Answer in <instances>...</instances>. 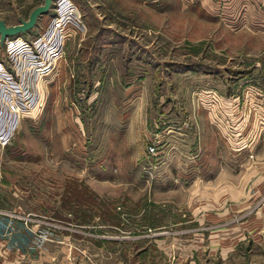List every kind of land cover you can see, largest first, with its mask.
Returning <instances> with one entry per match:
<instances>
[{
  "label": "rangeland",
  "instance_id": "374dc122",
  "mask_svg": "<svg viewBox=\"0 0 264 264\" xmlns=\"http://www.w3.org/2000/svg\"><path fill=\"white\" fill-rule=\"evenodd\" d=\"M41 2L0 0V19ZM6 104L0 205L37 216L53 264L259 258L251 230L212 251L189 206L264 189V0H51L0 44Z\"/></svg>",
  "mask_w": 264,
  "mask_h": 264
},
{
  "label": "crops",
  "instance_id": "0c3cea01",
  "mask_svg": "<svg viewBox=\"0 0 264 264\" xmlns=\"http://www.w3.org/2000/svg\"><path fill=\"white\" fill-rule=\"evenodd\" d=\"M261 146L264 149V143ZM263 156L262 153L261 158ZM263 181L264 168L259 167V184ZM260 188L262 184L259 185V192L251 193L232 189L230 185L223 190L192 191L191 197L195 199L189 208L208 220L209 228L215 231V234H210V247L215 249L216 246L222 245V258L231 251V248H227L234 240L240 238L245 230H251L250 232L254 231L251 234L259 239V258L248 261L243 259L248 262L243 264L264 262V189ZM255 197H259V205L253 207V202L248 199ZM249 211L251 214L246 218L238 221L233 219V213L242 215ZM194 220H197L196 217ZM39 227L40 220L33 213L16 215L13 218L8 216V211L0 205V264H53L54 257L39 238Z\"/></svg>",
  "mask_w": 264,
  "mask_h": 264
},
{
  "label": "water",
  "instance_id": "95a60500",
  "mask_svg": "<svg viewBox=\"0 0 264 264\" xmlns=\"http://www.w3.org/2000/svg\"><path fill=\"white\" fill-rule=\"evenodd\" d=\"M50 3L51 0H42L40 4L34 6L29 11L25 20L21 19L17 24L6 25L4 21L0 19V44L7 36L23 33L32 27L36 21V18L48 10Z\"/></svg>",
  "mask_w": 264,
  "mask_h": 264
},
{
  "label": "built area",
  "instance_id": "2783aa9c",
  "mask_svg": "<svg viewBox=\"0 0 264 264\" xmlns=\"http://www.w3.org/2000/svg\"><path fill=\"white\" fill-rule=\"evenodd\" d=\"M12 105H13V103H12ZM19 106H17L16 107V109H14L13 108V112H12V116H14V115H17L18 113H17V108H18ZM6 108H11V105L10 104H6V107L4 108V110L3 109H1L0 108V116H2V117H6V113L5 112H7L5 109ZM11 110V109H10ZM7 113H10V112H7ZM0 121H1V119H0ZM2 122H3V120H2ZM7 122L6 121H4L3 122V125L0 127V134H4V133H6V129H5V126H7ZM9 131V130H8ZM155 152V147H154V144H150V145H148L147 146V153H149V154H153ZM24 221V220H23ZM26 222V221H25ZM30 264H39V263H35V262H33V263H30ZM250 264H264V262H262V263H250Z\"/></svg>",
  "mask_w": 264,
  "mask_h": 264
},
{
  "label": "bare ground",
  "instance_id": "6f19581e",
  "mask_svg": "<svg viewBox=\"0 0 264 264\" xmlns=\"http://www.w3.org/2000/svg\"><path fill=\"white\" fill-rule=\"evenodd\" d=\"M3 43V42H2Z\"/></svg>",
  "mask_w": 264,
  "mask_h": 264
}]
</instances>
